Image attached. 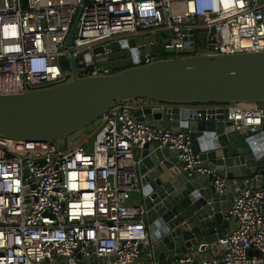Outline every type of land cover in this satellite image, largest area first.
Listing matches in <instances>:
<instances>
[{
  "label": "built area",
  "instance_id": "obj_1",
  "mask_svg": "<svg viewBox=\"0 0 264 264\" xmlns=\"http://www.w3.org/2000/svg\"><path fill=\"white\" fill-rule=\"evenodd\" d=\"M82 2L0 0V96L68 79L59 61L70 56L65 40L78 8L73 55L79 71L90 69L88 76L110 73L94 63L91 48L125 37H147L142 47L157 44V55H143L145 64L182 57L190 37L196 55L264 51V0ZM146 105L158 106L142 99L114 103L88 150L85 145L73 149L69 142L63 151L58 144L55 149L46 142L0 138V264H135L140 259L149 240L146 211L136 197V151L154 143L178 152L188 175L212 173L193 152L188 134L133 117ZM260 105L222 107L234 130L255 132L264 122ZM213 188L232 195L226 219L234 226L217 240L220 254L201 258L189 252L171 264H264V188L220 178ZM133 196L136 202L130 204Z\"/></svg>",
  "mask_w": 264,
  "mask_h": 264
},
{
  "label": "water",
  "instance_id": "obj_2",
  "mask_svg": "<svg viewBox=\"0 0 264 264\" xmlns=\"http://www.w3.org/2000/svg\"><path fill=\"white\" fill-rule=\"evenodd\" d=\"M80 13L78 8L65 40L70 56L59 61L68 79L0 96V138L46 142L57 149L64 141L95 133L114 103L154 102L158 106L137 108L133 117L188 134L193 152L212 173L188 175L178 152L154 143L136 151V197L146 211L150 260L171 264L189 250L219 255L216 242L231 223L226 216L232 195L215 192L213 183L217 178L247 180L253 188L264 187V122L255 132L234 130L225 107H197L264 104V51L196 55L190 37L182 57L145 64L143 55H157V44L142 47L147 37H125L91 48L94 63L110 73L88 76L90 69L79 71L73 55Z\"/></svg>",
  "mask_w": 264,
  "mask_h": 264
},
{
  "label": "crops",
  "instance_id": "obj_3",
  "mask_svg": "<svg viewBox=\"0 0 264 264\" xmlns=\"http://www.w3.org/2000/svg\"><path fill=\"white\" fill-rule=\"evenodd\" d=\"M259 106H262V105H259ZM219 107H222V106L220 104H206V105L201 106V108H209V109L219 108ZM157 125H160V124H157ZM85 148L87 149L86 146H85ZM234 181L240 182L238 180H234ZM227 182H233V181H227ZM262 188H264V187H262ZM135 200H136V197L133 196L129 203L134 204L136 202ZM233 226H234V223L231 222L228 229H227V232L231 228H233ZM189 252H192L193 254H196L198 257H201V258H208L212 254L210 252H202V253L198 252V253H196L194 250H189L186 253H189ZM149 261H151V260H150V257L148 256L147 249H144L142 256L140 257V259L135 264H149Z\"/></svg>",
  "mask_w": 264,
  "mask_h": 264
},
{
  "label": "rangeland",
  "instance_id": "obj_4",
  "mask_svg": "<svg viewBox=\"0 0 264 264\" xmlns=\"http://www.w3.org/2000/svg\"><path fill=\"white\" fill-rule=\"evenodd\" d=\"M241 106L242 107H252L254 105H241ZM94 135H95V133L90 134V135H82L77 140H75L74 142L70 143L69 146L74 149V148H76L78 146L85 145L87 147V150H88V149H90V146H91L92 141L94 139ZM67 144H68V142L64 141L63 144H61V146H62L61 150L65 151L68 148Z\"/></svg>",
  "mask_w": 264,
  "mask_h": 264
},
{
  "label": "trees",
  "instance_id": "obj_5",
  "mask_svg": "<svg viewBox=\"0 0 264 264\" xmlns=\"http://www.w3.org/2000/svg\"><path fill=\"white\" fill-rule=\"evenodd\" d=\"M207 104H219V103H207Z\"/></svg>",
  "mask_w": 264,
  "mask_h": 264
}]
</instances>
